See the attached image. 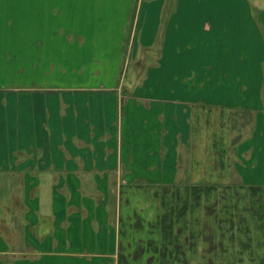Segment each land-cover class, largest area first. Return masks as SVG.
I'll return each instance as SVG.
<instances>
[{
  "label": "crops",
  "instance_id": "obj_1",
  "mask_svg": "<svg viewBox=\"0 0 264 264\" xmlns=\"http://www.w3.org/2000/svg\"><path fill=\"white\" fill-rule=\"evenodd\" d=\"M182 1L149 3L141 26L135 9L130 37L138 38L136 49L156 52L144 87L124 93L118 69L89 57L93 73L84 78L68 76L59 87L24 82L13 89L24 94L17 103L0 105V264H119L123 186L181 191L174 185L191 155L197 111L253 112L247 135L224 152L233 150L228 160L238 176L256 178L248 185L264 186V8L189 10ZM0 6L5 18L19 13L8 0ZM86 8L93 9L88 0H66V11L55 12L82 18ZM94 18L93 29L104 34L101 17ZM48 25L86 40L80 31L87 26H54L51 18ZM123 26L112 36L118 43ZM42 29H31L34 50L42 45ZM4 32L3 47L7 35L19 39ZM251 35H257L253 45ZM245 162L253 168L245 170Z\"/></svg>",
  "mask_w": 264,
  "mask_h": 264
},
{
  "label": "rangeland",
  "instance_id": "obj_2",
  "mask_svg": "<svg viewBox=\"0 0 264 264\" xmlns=\"http://www.w3.org/2000/svg\"><path fill=\"white\" fill-rule=\"evenodd\" d=\"M8 1L11 2L14 8L18 6L16 9L19 13H15L17 16L9 18H5L7 16H0V27L2 28L0 32L2 33L4 30H8V32H13L15 36H18L20 40L24 38L23 42H19V39H11L9 34L7 35L9 40H7V43H4L9 46L3 47L1 45V40L5 36V32L0 35V60H2V62H0V105H3L5 100H7L8 104L13 106L12 99L17 103V100L22 98L24 94L13 89H17L19 85L22 86L25 83L27 84L28 81L30 84L43 87H59L68 84V76L83 74L84 78L86 74L93 73L91 60L88 65L89 57L91 59L96 57L95 60H100L101 64L106 61L103 60V58L108 59L107 67H110L112 71L113 69H118L116 80L120 83L118 88L124 93L130 94L135 86L141 87L143 85L144 81L142 79L146 70L156 61V52L147 54L146 49H136L138 38L136 37L133 42V38L132 36L130 37L129 31L133 21L136 26L135 19L137 17L135 9H137V14L141 10V13L138 15V25L141 26L145 14L144 12L146 11L145 6L151 2V5H155L157 0H88V3L91 4L93 9L88 10L86 8V11H83L85 9L83 8L82 11L84 15L82 18H77L79 12L75 11L71 12L70 15L66 13L62 15L59 12H55L57 7H60L61 12H63V10L66 11V0L61 2L60 0ZM83 1L87 2V0ZM51 4L55 6L54 9H51ZM182 4V8L189 10L200 8L203 10L219 11L225 9L249 8L251 11L256 8H264V0H183ZM0 8L2 9L1 6ZM125 9H127L128 13H126L125 16H120V13L124 12L123 10ZM94 17L97 19L101 17L102 23H104L102 28L105 27L106 31L104 34L93 29L96 27L95 23H97ZM50 18L54 26L65 25V27H67L69 25L72 28L77 27V25L87 26L85 30L80 31L86 40L82 41L81 37L72 33L64 34L61 31L54 30L51 32L49 27L50 24L48 25ZM36 25L43 26V33L40 31L41 33L39 34L43 37L42 45L39 50H34V43H37L38 38L34 39L32 37L33 30H31L33 26L36 27ZM121 26H123L122 40L118 43L112 36ZM86 28L90 29L87 30ZM260 29L264 32L263 26H260ZM256 38L257 35H251L249 42L253 45ZM131 43L132 46L134 44L135 47L133 53ZM36 47L39 46L36 45ZM136 50H139L137 54L135 53ZM21 52L22 55L27 56L26 61L21 60L19 57V53ZM40 55L42 61L39 57ZM66 55H70L75 62L77 61L79 69L78 67L76 68L67 64L68 58ZM32 56H37L39 58L38 60L30 59ZM81 61H84L82 66ZM82 69H84V72ZM76 82L77 81H75V83ZM46 94L47 93H43L41 96H46ZM197 113L199 116H195L194 122L192 123L191 121L190 126L191 155L187 159V162H185V167L179 172L174 186L180 187V190L183 191L186 183L191 185H217L218 190L221 192V187L225 184L233 186L247 183L245 185H248L250 181L256 179L254 176H250L247 173H244L245 175H243V177L238 176L233 168L235 162L228 160V157L232 156L231 153L233 154V150L229 153L224 152L225 149H228V146L226 147L227 143H231V146L234 147L239 137L243 139V137L247 135L254 122L253 118H251V116L253 117V112L250 113V116L249 114L239 116L237 113L231 116L228 114L221 115L218 109L201 110L197 111ZM233 147L231 148L233 149ZM245 163L247 165L245 170H251L249 168L252 167L250 162ZM153 190L154 189H151L150 193L145 191H130L128 194L132 197V200L139 199L135 201L138 206L145 205V202H149L148 206H154V202L158 207L162 197H164L166 201H170V194L163 195L159 192L161 191V189H159L158 195L155 196ZM173 190L174 188L169 189L170 192ZM239 195L242 196V194ZM243 196L244 197L240 199V205L248 207L250 205L248 204V196ZM181 197L180 200H190L189 196L184 197L181 194ZM151 201L153 202L151 203ZM204 201L212 202L211 199L206 200L202 198L201 202ZM201 205L203 206V204ZM201 207L194 208L192 211L193 214L191 215L196 217L199 222L207 223V230L204 231L203 236L213 235L214 242H203L201 238H199L195 242L196 250L185 249L186 264H230L236 261L237 257H242L240 264H249L251 262V264H258L262 262L261 260L264 258V231L260 230L262 229L260 222L257 224L253 223L247 212L239 210L236 213L232 229H230L227 223H221V230L219 231H223V233H219L217 229L214 231V228L210 225L213 224V222L210 221L212 218L209 216L205 217L203 207ZM218 209L219 207H217L215 211L218 212ZM186 212V218H188L190 216L189 210ZM149 216L152 217V213H149ZM218 216L220 217V215ZM246 233L253 235L252 237L250 236L252 239L249 240L250 245L248 244V249H245V244L248 239V236L245 235ZM182 234L183 235L179 237L181 240L185 235L187 236L188 233L183 230ZM220 241L221 244H223L221 248L218 243ZM215 247L219 249L225 247L226 253L219 252L220 250ZM211 248L213 249L212 251ZM145 255H143V258H146ZM249 258H251V261ZM237 264H239V262H237Z\"/></svg>",
  "mask_w": 264,
  "mask_h": 264
},
{
  "label": "trees",
  "instance_id": "obj_3",
  "mask_svg": "<svg viewBox=\"0 0 264 264\" xmlns=\"http://www.w3.org/2000/svg\"><path fill=\"white\" fill-rule=\"evenodd\" d=\"M136 187H139V190L142 188L140 191L148 193L154 189L155 196L161 189L159 192L163 195L170 194L171 199L166 201L162 197L158 207L153 201L151 203L153 202L154 206H148L149 202H145L147 205L138 206L135 201L139 199L132 200L128 194ZM143 188L142 184L130 183L126 187L123 186L121 191L119 264H186V250H196L195 242L199 238L203 242H214L213 235L203 236L204 231L207 230V223H201L191 215L193 209L201 207V204H203L204 216L212 218L210 221L213 224L210 225L214 231L215 229L221 230V223H227L232 229L236 213L239 210L247 212L253 223L260 222L262 228L260 230L264 231V186L245 185L243 183L233 186L225 184L221 187L224 192H220L217 185H191L188 183L185 184L183 191L174 189L170 192L161 186H152L150 189ZM181 194L184 197L189 196L190 200H180ZM243 195L248 196V204H250L248 207L240 205V199L244 197ZM202 198L211 199L212 202H201ZM217 207H219L218 212L215 211ZM188 210L191 217L186 218V211ZM149 213H152V217L149 216ZM183 230L187 231L188 234L181 240L179 237L183 235ZM220 232L223 233V231ZM245 235L248 236L245 249H248L249 240L252 239L253 235L248 233ZM218 243L220 248L223 247L221 241ZM219 250L221 253H226L225 247ZM143 255L146 258H143ZM236 259L230 264H237V262L240 264L242 257ZM249 260L251 261V258ZM261 261L258 264H264V258Z\"/></svg>",
  "mask_w": 264,
  "mask_h": 264
}]
</instances>
